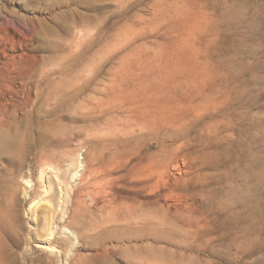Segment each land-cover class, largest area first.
Segmentation results:
<instances>
[{
  "label": "rangeland",
  "instance_id": "1",
  "mask_svg": "<svg viewBox=\"0 0 264 264\" xmlns=\"http://www.w3.org/2000/svg\"><path fill=\"white\" fill-rule=\"evenodd\" d=\"M0 264H264V0H0Z\"/></svg>",
  "mask_w": 264,
  "mask_h": 264
},
{
  "label": "bare ground",
  "instance_id": "2",
  "mask_svg": "<svg viewBox=\"0 0 264 264\" xmlns=\"http://www.w3.org/2000/svg\"><path fill=\"white\" fill-rule=\"evenodd\" d=\"M84 178V177H83ZM85 179V178H84ZM86 188V187H85ZM83 189V188H82ZM82 192H84L83 190L81 189H76V190H73L71 195H72V202H73V208L75 209H80L81 207L84 206V200L82 199V195H85L83 194ZM70 218V217H69ZM45 220H46V217H45ZM70 220V219H69ZM65 222V221H64ZM192 234V233H191ZM59 244L61 245H70L71 244V240L67 237L66 240L65 239H62L59 241ZM70 259L68 260V262H73V259L71 257H69ZM75 262V261H74Z\"/></svg>",
  "mask_w": 264,
  "mask_h": 264
}]
</instances>
